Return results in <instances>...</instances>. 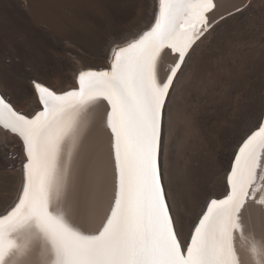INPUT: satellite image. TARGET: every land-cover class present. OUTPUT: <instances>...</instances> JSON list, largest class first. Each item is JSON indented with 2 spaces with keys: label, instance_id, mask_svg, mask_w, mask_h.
<instances>
[{
  "label": "snow or ice",
  "instance_id": "1",
  "mask_svg": "<svg viewBox=\"0 0 264 264\" xmlns=\"http://www.w3.org/2000/svg\"><path fill=\"white\" fill-rule=\"evenodd\" d=\"M248 6L217 15V0H158L154 24L112 50L110 70H82L64 92L33 81L41 110L31 117L0 95V126L25 153L22 193L0 211V264H264V115L234 155L230 193L206 204L183 244L166 159L189 50ZM100 100L108 110L86 141L80 113Z\"/></svg>",
  "mask_w": 264,
  "mask_h": 264
},
{
  "label": "bare ground",
  "instance_id": "2",
  "mask_svg": "<svg viewBox=\"0 0 264 264\" xmlns=\"http://www.w3.org/2000/svg\"><path fill=\"white\" fill-rule=\"evenodd\" d=\"M247 1L243 15L221 21L197 42L177 74L179 83L174 81L166 159L170 195L183 218L182 244L206 204L230 193L227 177L234 155L264 115V0H218L219 14ZM1 7L7 15L30 20L46 43V61L35 64L22 48V63L15 62L13 31L5 36L8 45L0 46V87L33 116L41 107L32 80L64 92L78 87L81 70L110 68L112 50L151 27L158 0H0ZM161 56L166 67L175 60L168 49ZM107 110L106 101L100 100L80 113L86 141L95 137ZM24 158L21 138L0 127V211L13 206L22 193ZM53 206L68 212L66 201H57L55 194Z\"/></svg>",
  "mask_w": 264,
  "mask_h": 264
},
{
  "label": "rangeland",
  "instance_id": "3",
  "mask_svg": "<svg viewBox=\"0 0 264 264\" xmlns=\"http://www.w3.org/2000/svg\"><path fill=\"white\" fill-rule=\"evenodd\" d=\"M3 12L2 14L0 13V18H1V21L2 22H0V46L2 45V47H3V45H8L7 43H8V40L5 38V36L7 35V34H9V32L12 34V32L11 31H13V43H11L12 45H13V51H14V59H15V62L17 63V64H21L22 63V55H21V57H20V50H19V48H22V49H24V50H26V52H28L27 54H28V59H30L31 57V59H30V61H31V63L32 64H35L36 63V61H37V63H40V61L41 62H43V60H42V58H45V60L44 61H46V59H47V56L45 55L46 53H47V51H46V48H44L45 47V45H46V43H45V41H44V37L42 36V37H40V35H38L39 34V32H37V34L35 33V30L33 29V26H32V22L30 21V20H27L26 18H24V17H20L19 15H15V14H11V13H9L8 15H7V12L5 13V11H4V9L1 7L0 8V12ZM5 15L7 16V17H5ZM3 16V17H2ZM10 16H12V17H10ZM16 16H18L17 18H16ZM15 17V18H14ZM6 18V19H5ZM9 18V19H8ZM14 21H13V20ZM23 19H25V20H23ZM11 21V22H10ZM9 23V24H8ZM8 24V25H7ZM16 24V25H15ZM18 24V25H17ZM4 26V27H3ZM16 28H15V27ZM26 26V27H25ZM31 26V27H30ZM10 28V29H9ZM20 28V29H19ZM23 28V29H22ZM12 29V30H11ZM28 31H27V30ZM19 30V31H18ZM29 30H33V31H30L29 32ZM17 33H15V32ZM18 31V32H17ZM20 32V33H19ZM23 32V33H22ZM28 32V33H27ZM34 32V33H33ZM22 33V34H21ZM21 36H20V35ZM41 34V33H40ZM17 35V36H16ZM32 35V36H31ZM34 35V36H33ZM42 35V34H41ZM29 36V37H28ZM40 37V38H37V37ZM3 37V38H2ZM20 37V38H19ZM26 37V38H25ZM28 37V38H27ZM32 37H36L37 38V40H35L34 38H32ZM21 38H22V40H21ZM30 38H31V40H30ZM4 39V42H2V40ZM7 40V43L6 44H4L5 43V41ZM28 39V40H27ZM32 39H34V40H32ZM38 39H41V40H38ZM43 39V40H42ZM30 40V41H29ZM23 41V42H22ZM24 41H26V42H24ZM29 43H28V42ZM44 41V42H43ZM3 43V44H2ZM24 43V44H23ZM27 43V44H26ZM45 43V44H44ZM29 44V45H28ZM39 44H41V45H39ZM11 45V46H12ZM17 45V46H16ZM19 46V47H18ZM25 46V47H24ZM17 47V48H16ZM31 47V48H30ZM16 50H15V49ZM26 48V49H25ZM45 50V51H44ZM29 51H31V52H29ZM38 51V52H37ZM40 51H41V54H40ZM17 52H19V54L17 53ZM45 53L44 55H43V53ZM36 53V54H35ZM18 54V55H17ZM30 54H31V56H30ZM15 55H17V57L15 56ZM43 56H45V57H43ZM18 58H20L21 59V61H20V59H18ZM16 60H18V61H16ZM33 68H34V65L32 66ZM32 67L30 66L28 69H31V70H33L32 69ZM33 81V80H32Z\"/></svg>",
  "mask_w": 264,
  "mask_h": 264
},
{
  "label": "water",
  "instance_id": "4",
  "mask_svg": "<svg viewBox=\"0 0 264 264\" xmlns=\"http://www.w3.org/2000/svg\"><path fill=\"white\" fill-rule=\"evenodd\" d=\"M98 69H100V68H98ZM107 69H108V68H107ZM72 89H73V88H72ZM256 129H257V128H256ZM256 129H255V130H256ZM255 130H254V131H255ZM224 197H225V196H224ZM224 197H222V198H220V199H223ZM212 199H215V198H212Z\"/></svg>",
  "mask_w": 264,
  "mask_h": 264
}]
</instances>
